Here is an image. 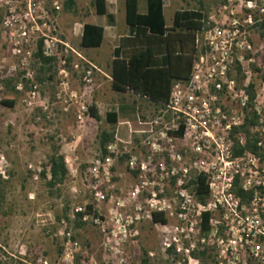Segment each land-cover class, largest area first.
Wrapping results in <instances>:
<instances>
[{"label": "built area", "instance_id": "2783aa9c", "mask_svg": "<svg viewBox=\"0 0 264 264\" xmlns=\"http://www.w3.org/2000/svg\"><path fill=\"white\" fill-rule=\"evenodd\" d=\"M30 6L27 0L29 12ZM59 8L54 2L50 11L55 13ZM12 13L9 10L1 22L7 37L0 46L4 45L9 56L17 61L15 74L19 78L13 86L16 92L22 90V80L32 81V65L40 64L37 52L52 61L58 57L61 65L68 52L83 60L57 38L50 18L39 20L28 13L20 22ZM262 23L264 0H219L206 14L203 26L193 32L194 54L187 78L172 84L164 104H152L158 110L144 123L148 130L131 132L128 128L129 134L143 135L145 140L152 136V142L145 145L170 164L169 168L159 165L157 169L160 180L171 181L174 186L172 198H166L165 184H153L156 188L147 192L144 207L135 208L134 216H127L121 222L122 231L115 235L105 232L98 212H87L86 206L75 207L70 215L58 220L59 230L54 236L60 242V257L56 264H74L79 245L69 224H82L88 219L105 236L103 264H127L125 258L119 257L121 247L129 246L132 241L127 242L126 236L132 239L134 235L125 230L140 215L151 219L152 214L176 222L164 228L166 236L160 243L161 253L173 264H206L200 263L196 254L210 250L214 251L212 264H264V38L259 34ZM87 65L80 78L83 89L90 85L92 72L100 73L93 65ZM14 71L8 69L6 75L12 77ZM59 73L66 76L63 70ZM35 89L34 85L29 86L30 100L37 99ZM76 111L80 121L88 110L81 104ZM246 120L251 123L244 127ZM124 124L128 127V123ZM172 140L183 143L180 152L170 150ZM246 142L253 143L256 152L245 149ZM237 148L242 150L234 155ZM118 153L114 146H106L105 155L97 158L87 171L95 203L104 201L99 177L109 175L118 157L126 158L127 168L137 172H144L150 163L149 159L147 164L137 163L134 156ZM184 156L191 158L188 167L181 161ZM198 175L203 176L207 189L203 203L193 194L192 182ZM65 176L74 178L75 170L67 169ZM6 179L7 163L0 154V180ZM236 189L250 196L242 200ZM134 191L138 192L136 187ZM203 212L210 214L206 232L200 228ZM76 214H80L78 219ZM109 235L118 237L117 241L111 243Z\"/></svg>", "mask_w": 264, "mask_h": 264}, {"label": "rangeland", "instance_id": "374dc122", "mask_svg": "<svg viewBox=\"0 0 264 264\" xmlns=\"http://www.w3.org/2000/svg\"><path fill=\"white\" fill-rule=\"evenodd\" d=\"M54 2L60 8L51 13V4ZM61 2L30 0L29 12L26 9L27 0H0V44L7 37L1 29V22L8 16V11L13 12L12 15L20 22H24V15L26 17L31 13L39 20L46 17L53 20L57 38L84 60L68 52L63 65L58 57L46 65L35 63L32 65V81L22 80L21 91L13 89V92H9L1 82L3 79H11V86L18 82V74H15L18 72L17 61L9 56L4 45L0 46V98L13 102L11 108L0 105V154L7 163V179L0 182V264H56L60 257V242L54 236L59 230L58 220L70 215L77 206H89L90 211L93 209L98 212L103 219L105 232L115 235L122 231L121 222L127 220V216H134L135 208L144 207L147 192L156 188L153 184H165L163 192L166 198L173 196L174 186L171 181L167 183L166 179L160 180L157 169L159 165L164 169L169 168L170 164L145 145L146 142L151 143L153 137L145 140L143 135L128 133V128L131 132L148 130V125L144 123L156 115L158 108L131 92L111 90L107 78L109 58L106 55L107 48L110 50L115 42L107 46L103 41L98 49L85 51L91 57L96 55L95 61L98 64L105 61V66L91 62V57L88 60L77 51L79 26L92 23L93 19L95 25L103 21L101 17L94 16L91 0H73L75 15L64 13ZM163 2L164 22L169 25L175 10L201 7L208 14L219 0ZM143 9L144 0H139L138 12L143 13ZM17 25L20 26V23ZM87 63L100 73L92 72L90 85L83 89L80 78L82 71L88 68ZM11 68L15 71L9 77L6 70ZM61 70L66 73L65 77L59 73ZM31 85L36 87L34 91L37 99L30 100L28 90ZM82 92L85 94L82 95ZM29 101L32 103L27 106ZM81 104L87 110L92 105L98 120L92 119L88 111L81 116L80 121L77 120L76 110ZM115 106L119 109L118 122L111 126L104 122L103 117L104 113L115 109ZM123 122H128V127ZM100 131L114 133L113 142L107 145L110 148L114 146L119 153L134 156L137 163L147 164V159L150 160L144 172H137L127 168L126 158L118 157L112 163L109 175L99 177L104 195L101 204L92 199V179L87 172L97 158L105 155L101 154L97 144L96 136ZM182 144L172 140L170 150L180 152ZM53 152L62 156L65 168L75 170V177L65 176L62 183L49 188L46 186L49 180L47 159ZM190 159L184 156L181 161L188 167ZM144 216L140 215L138 221L132 220L130 229L125 230L126 234L130 233L134 237L128 239L126 236V241L132 242L129 246L122 245L119 257L125 258L127 264H142V261L144 264H173L168 261L166 254L161 253L160 243L166 236L164 228L168 229L176 222L159 215L163 222H153L152 216L151 219ZM69 227L73 239L79 245L74 264H103L102 244L105 236L100 228L92 225L89 219L78 227L72 223ZM117 238L109 235L108 240L113 243ZM196 256L200 263L214 262L213 250Z\"/></svg>", "mask_w": 264, "mask_h": 264}, {"label": "trees", "instance_id": "16d2710c", "mask_svg": "<svg viewBox=\"0 0 264 264\" xmlns=\"http://www.w3.org/2000/svg\"><path fill=\"white\" fill-rule=\"evenodd\" d=\"M95 16H105L107 20L111 17L105 12L104 0H92ZM124 25L128 29L129 36L120 38L118 45L112 50L110 62V88L114 92H131L134 95L149 101L152 104H164L168 98L170 88L176 81H184L192 62L193 32L203 26L206 16L204 9H181L173 13L171 25L167 27L162 14V0H145V12L137 13V0H123ZM62 11L75 15L72 0H63ZM260 36L264 38V23L259 25ZM102 41V29L96 25L83 23L79 38V47L82 49H96ZM40 46V43H39ZM41 65L52 62L49 58L40 57ZM11 79H3L1 84L4 89L13 92L10 85ZM0 105L11 108L13 102L0 98ZM88 115L98 120L94 107H88ZM116 116L113 112L104 114V122L115 125ZM251 122L246 120L244 127ZM180 135V132L178 133ZM97 144L102 155L106 153V146L114 140L112 131H100L97 136ZM245 149L256 152L253 143L246 142ZM242 149L234 150V155ZM49 180L46 186L62 183L66 175V168L61 155L53 152L47 159ZM43 175V173L41 174ZM204 178L198 175L195 181L193 194L199 203H203L207 194ZM1 182V180H0ZM237 196L242 200L250 196L239 189L235 190ZM90 212V207H86ZM210 214H200L201 231H207V221ZM80 214H76L78 219ZM153 222H163L158 215L152 216ZM75 227L82 225L74 222ZM59 251V250H58ZM144 264V261H142Z\"/></svg>", "mask_w": 264, "mask_h": 264}, {"label": "crops", "instance_id": "0c3cea01", "mask_svg": "<svg viewBox=\"0 0 264 264\" xmlns=\"http://www.w3.org/2000/svg\"><path fill=\"white\" fill-rule=\"evenodd\" d=\"M62 2H63V0H62ZM62 2H61V10H62ZM104 2H105V12H106L107 15H109L111 17V20H107V18L105 16H98V17H101L103 21L101 22L100 25H96V26H98V27H100L102 29V41H101V44L104 41L107 44V46H108V45L112 44L113 42H115V44L111 46L110 50L107 48V55H106V58L107 57L109 58V63H108L109 71H108V77L107 78L110 80L109 72H110V62L112 60V50H113L114 47H116L118 45L119 39L128 37L129 33H128V29L124 25V21H123V16H124L123 0H104ZM138 4H139V0H137V13H139L138 12ZM91 6H92V0H91ZM163 6H164V2L162 0V14H163ZM92 9H93V6H92ZM143 10H144L143 11V13H144L145 12V0H144V9ZM93 14H94V10H93ZM139 14H142V13H139ZM172 16H173V14H172ZM93 21H94V19H93ZM93 21H92V23H89V24L95 25L93 23ZM171 21H172V18H171ZM170 25H171V22L169 23V25H166V26L169 27ZM81 29H82V24H81V26H79V31H78V34H77V48H78L77 51L79 53H81V55H83L84 57H86L88 59V57H91V55H87L85 53V51L89 50V49H82L78 45L79 38H80V35H81ZM117 29H119V32L117 31ZM101 44H100V46H101ZM98 48H96V49H98ZM95 57H96V55H92L90 61L91 62L94 61L96 64H98L95 61ZM106 58H105V60H106ZM98 65L99 66H101V65L105 66V61L103 63H101V64H98ZM108 112H113L115 114V116H116L115 125H116L117 122H118L119 109L115 106V109H113L111 111H108ZM103 120H104V117H103ZM124 123H128V122H123L122 124H124Z\"/></svg>", "mask_w": 264, "mask_h": 264}]
</instances>
